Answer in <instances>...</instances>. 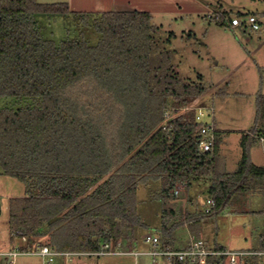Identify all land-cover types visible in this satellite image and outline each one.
<instances>
[{"label": "trees", "instance_id": "1", "mask_svg": "<svg viewBox=\"0 0 264 264\" xmlns=\"http://www.w3.org/2000/svg\"><path fill=\"white\" fill-rule=\"evenodd\" d=\"M57 13L78 14L95 40L46 39L37 16ZM152 19L147 11L73 12L66 2L0 0V166L26 188L9 199L12 237L59 251L96 250L102 241L128 238L126 229L146 226L137 193L159 182L157 232L173 244L183 223L171 224L176 214L169 190L176 182L190 187L211 178L207 193L215 205L188 213L190 226L250 189L264 193V166L250 156L256 137L243 136L242 158L228 172L218 168L219 133L212 154L199 152L195 111L165 123L168 107L181 108L206 88L181 77L171 50L158 43L161 29ZM260 124L262 94L255 126ZM257 250L264 251V231ZM249 263L264 264V255L248 256ZM207 264L228 262L218 256Z\"/></svg>", "mask_w": 264, "mask_h": 264}, {"label": "rangeland", "instance_id": "2", "mask_svg": "<svg viewBox=\"0 0 264 264\" xmlns=\"http://www.w3.org/2000/svg\"><path fill=\"white\" fill-rule=\"evenodd\" d=\"M38 1L52 4L71 0ZM80 1L75 0L72 3L88 7L87 4L94 0ZM150 1L152 3L147 6L155 9L152 12V22L161 29L159 32L161 39L158 43L171 50L173 62L183 79L191 83L201 82L206 88L205 93L192 103L214 106L220 129L218 168L233 172L242 158L243 136L264 131V124L255 126L257 98L260 94L264 95V0H197L201 7H208L210 13L200 12L199 5L193 1L180 3L179 6L174 1L168 3ZM243 12L256 15L261 28L243 31L238 27L236 29L227 27L230 19L235 16L245 19ZM37 17L46 39L57 43L64 39L95 40L92 26L85 25L78 14H39ZM3 103L5 101L0 99V105ZM254 139V144L250 147L251 159L256 165L264 166V143ZM210 179L203 177V181L198 183L199 185L194 182V186L206 191L205 185H210ZM172 188L169 194L178 198L171 191ZM159 189V182H151L139 188L138 213L147 226L137 227L133 233L135 237L142 233H152L162 225V202L156 196ZM25 192L24 183L3 173L0 166V250L10 249L7 244V233L10 230L9 199L23 196ZM263 208V190L250 189L245 194L233 198L232 204L216 216L206 217L204 236L209 243L213 245L217 242L222 243L229 250L256 248L264 231V216L260 213ZM176 211L178 217L171 223L183 217L179 210ZM15 240L17 242L15 245L21 244L18 237H15ZM83 258L87 264L135 262L134 257L118 255ZM11 260L17 261L16 264H45L40 256H16ZM8 261L0 256V264H9ZM138 261L140 264H150L148 257L140 258ZM64 262V256H57L50 264H65Z\"/></svg>", "mask_w": 264, "mask_h": 264}, {"label": "built area", "instance_id": "3", "mask_svg": "<svg viewBox=\"0 0 264 264\" xmlns=\"http://www.w3.org/2000/svg\"><path fill=\"white\" fill-rule=\"evenodd\" d=\"M231 26L244 27L246 30H259L261 24L256 15L249 14L244 20L239 16H235L230 21ZM187 111H195L196 121L200 123V131L198 133V150L202 154H212L215 149L216 127L215 108L213 105L201 106L195 103L185 104L183 107L175 109L168 107L165 113V123L170 119L180 116ZM261 132V131H260ZM264 143L262 133H250ZM188 188L187 181L181 180L175 183L172 190L175 196ZM204 211L210 212L215 205L212 197L204 200ZM25 245H15L8 250H0V256L6 258H14L22 255L40 256L45 264H50L57 256H64L72 259L76 256H129L135 258L134 264H140L139 259L148 257L150 264H207L210 257L225 256L228 264H245L248 256L264 255V251L258 250H229L211 248L201 239L192 237L186 245L177 246L163 241L158 232L146 234L140 243H135L132 239L121 238L117 241L106 240L100 243L96 250L91 251H59L47 244H28L25 236L21 237ZM252 264V263H249Z\"/></svg>", "mask_w": 264, "mask_h": 264}, {"label": "crops", "instance_id": "4", "mask_svg": "<svg viewBox=\"0 0 264 264\" xmlns=\"http://www.w3.org/2000/svg\"><path fill=\"white\" fill-rule=\"evenodd\" d=\"M157 1L159 3H168V2L174 1V2H176V4L178 6L180 3H184L186 1H193L199 5L200 12H205V13L211 12L208 7H206V6L201 7V3L198 2L197 0H157ZM72 2H75V0H71L70 2H66V3L69 5L70 10H72L73 12L147 11L153 15L152 12L155 10L154 8H150L147 6V4L150 6V3H152L150 0H94L93 2H89V4H87L88 7H83V5H75ZM78 2H81V1L78 0ZM77 4H79V3H77ZM243 13L245 15L244 18H246V16L249 15V13H246V12H243ZM242 20H244V19H242ZM227 27L234 28V29L237 28L235 26H231V24H229V23L227 24ZM238 28L243 30V31H250V30L244 29V27H238ZM216 127L218 130H220L218 128L217 121H216ZM218 133H220V131ZM218 154H219V150H218ZM202 181H203L202 179L192 181L190 187H188L186 190L182 191L180 193V195L178 196V198H175L172 200V202L175 203L176 217H178V214H177L178 211H176V210H179L180 214L183 216L182 219L179 218L178 220H175V222L171 223V224H174V223L178 224L180 221L183 222V223H180V225L178 227H176V229L173 232V236H172L173 244H175L177 246H183V245H186L187 242L192 237H196V238L203 239L207 243V245L211 248H216L218 246H222L224 249H228L222 243L217 242L213 245V244L209 243V241H207V239L204 236V234H205V223H206L207 218L202 219L200 222H198V224H193L192 226H190L186 221V216L188 213H194V212L200 213V212L204 211L203 202L206 198L209 197L208 193H207V189H208L209 185H207V186L205 185L206 191H204V189H201L199 187L194 186V182L197 185H199L198 183H201ZM203 194H206V196H204ZM143 221H144V219H143ZM144 223H145V221H144ZM145 225L147 226L146 223H145ZM146 226H144V227H146ZM159 227L154 229L152 232H157V229ZM192 227L193 228L196 227V230H193ZM128 231L125 230L127 236H129L128 239L131 238L132 241H134L135 243H140L142 238L146 234H148V233H142L141 235H139V237H137V236L135 237L133 235V233L130 232L132 230H130L129 232ZM7 234H8V240H7L8 243L7 244H9V247L11 248V246L13 247V245H15L17 242L15 240V237L11 236L10 230L8 231ZM125 238H127V237H125ZM18 239H20V241H21L20 245H25V242L21 238L18 237ZM2 244H5V243H2ZM258 247L242 249V250H257ZM22 256H34V255H22ZM83 257H86V255L76 256L74 261L72 259L64 257L65 258L64 263L65 264H76V263L87 264V262L85 261V259ZM87 257H95V256H87ZM5 259L9 260L8 261L9 264H16L17 263V261L7 259L6 257H5Z\"/></svg>", "mask_w": 264, "mask_h": 264}, {"label": "water", "instance_id": "5", "mask_svg": "<svg viewBox=\"0 0 264 264\" xmlns=\"http://www.w3.org/2000/svg\"><path fill=\"white\" fill-rule=\"evenodd\" d=\"M0 214H1V206H0ZM94 239H96V237Z\"/></svg>", "mask_w": 264, "mask_h": 264}]
</instances>
